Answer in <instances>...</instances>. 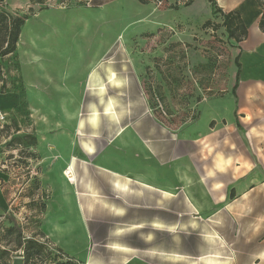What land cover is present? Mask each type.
<instances>
[{"label":"rangeland","instance_id":"rangeland-1","mask_svg":"<svg viewBox=\"0 0 264 264\" xmlns=\"http://www.w3.org/2000/svg\"><path fill=\"white\" fill-rule=\"evenodd\" d=\"M40 1L4 0L12 15L28 16V20L19 39L18 58L14 57L16 93L0 95V122L12 125L15 118L23 130L38 138L47 137V119L51 116L46 114L47 107L60 106L66 100L44 96V76L55 68L50 61L56 60L57 67L67 57L76 62L80 57L92 61L102 55L103 41L108 38L114 43L108 54L114 56L116 69H144L145 97L168 132V144L162 146V159H168L165 164H156L163 169L155 173L153 187L122 177L123 184L111 188L107 174H92L99 201L88 213L91 242L78 256L65 254L75 264H230L237 251L264 249L252 240L259 233L264 237V206H243L238 214L227 207L236 191L264 187V109L256 113L249 110L254 84L264 87V51L249 43L241 50L242 94L247 98L249 115L240 118L239 124L226 117L209 120L208 134L203 135L196 128L200 104L226 107L237 100L230 82L235 52L228 34L217 23L218 13L210 26L198 27L207 35L199 36L195 25H174L166 5L160 8L154 0H146L145 7L139 0H113L102 5L106 8L96 7L90 0ZM260 92L256 90L258 100ZM117 96L125 100L119 93ZM85 98L87 103L103 102L96 95ZM6 139L0 141L5 196L0 200V222L9 225L8 218L15 217L28 237L40 234L41 225L43 231L51 233L53 221L44 213L61 176L53 175L52 161L42 159L50 153L47 139L31 149L35 157L28 159L29 167L16 146L5 145ZM71 171L64 173V178L74 183L73 175H68ZM180 175L181 180L189 175L202 177L201 183L189 185V191L213 193L221 212L218 220L211 219V223L208 217L193 212L180 190ZM35 178L40 179L41 190L34 198L46 203L40 218L24 207L31 199ZM76 226L82 235V225ZM22 255L21 250L14 251L0 264H13Z\"/></svg>","mask_w":264,"mask_h":264},{"label":"crops","instance_id":"crops-1","mask_svg":"<svg viewBox=\"0 0 264 264\" xmlns=\"http://www.w3.org/2000/svg\"><path fill=\"white\" fill-rule=\"evenodd\" d=\"M215 1L223 13L238 12L244 19L249 34L247 39L239 44L230 40L232 50L235 52L234 61L241 54L244 43H249L258 51H264V32L260 29L264 8L259 1ZM154 4L159 7L166 5L168 11L166 14L175 20L174 25L178 23L190 27L195 25L199 36L207 35L204 31L199 32L198 27L201 29L210 20L215 21L212 4L208 0H162L161 5L156 1ZM139 5L145 7L147 4L139 3ZM104 7L108 6H102ZM159 7L158 11L161 8ZM219 16L217 23L222 24L224 18L220 14ZM221 28L226 32L223 27ZM192 34L194 35V32ZM107 39L103 41L105 48L101 52L102 55L92 61L86 60L85 62L80 57L76 62L73 58L67 57L63 65L57 67L55 66L56 60H51L55 68L51 69L49 76H44V84H42L46 93L45 97H61L66 100L60 106L49 105L47 107L46 114H51V119H47L49 120L46 129L47 137L38 138L37 148L43 145L42 140L45 137L50 152L48 156H42V159L46 157L47 161H52L53 175L61 176V184L52 188L51 201L44 213L45 218L50 216L49 221H53V229L51 233L45 232L41 225L39 231L44 232L55 247L61 248L71 257L85 252L92 239L90 228L87 227L88 222L91 221L88 213L92 211L91 206L98 205L99 201L94 195L97 188L96 183L91 179L92 176L100 173L107 174L111 178L107 182L111 188L119 182L122 183V177H128L137 185L151 187L155 173L163 169L156 164L159 162L165 164L168 159L167 157L162 159V146L166 148L168 144V132L166 126L152 112L150 102L145 97L143 84H145L146 73L144 69L133 67L134 70L129 72L116 69L114 56L108 54L114 43L113 40ZM104 51L105 54H103ZM237 72L238 68L235 66L230 80L233 86L232 94L237 84ZM242 76L243 66L237 90L235 95L233 94L237 98L236 103L228 104L226 107H218L210 102L200 104L197 131L203 135L208 134L206 125L209 120L226 117L240 123V118L249 115L246 110L247 98L242 94L244 87ZM110 77L113 79L110 80ZM254 85V99L250 100L253 102L249 103V110L256 113L258 109H264V87H262L263 84L259 88L256 84ZM29 89L31 93V88ZM258 89L261 91L260 100L256 94ZM118 93L120 97H125L124 101L118 100ZM88 94L98 96L103 99V102L100 104L87 103L85 95ZM32 110L36 113L38 108ZM56 114L62 115L59 117ZM65 168L72 170L74 183L65 180ZM181 175L179 176L180 190L184 191L186 199L190 201L193 212L198 216L208 217L211 223L214 222L213 220H218L221 212L217 205V197L213 193L191 190L192 184L201 183L202 177L196 178L189 175L181 180ZM190 184L191 191H189ZM4 197V191L0 186V200ZM256 198L259 199L256 201ZM55 203L58 204L53 209ZM257 203L264 206V187L263 189H249L246 192L236 191V196L231 199L227 207L238 214L239 208ZM78 223L83 227L82 235H79L76 226ZM260 235L261 233L252 237V240L258 246H263L264 237ZM250 240L246 242L249 243ZM236 253L231 257L230 264H264L263 247H256L245 253L239 251Z\"/></svg>","mask_w":264,"mask_h":264},{"label":"trees","instance_id":"trees-1","mask_svg":"<svg viewBox=\"0 0 264 264\" xmlns=\"http://www.w3.org/2000/svg\"><path fill=\"white\" fill-rule=\"evenodd\" d=\"M90 1L91 4L96 7L113 2V0ZM258 1L264 8V0ZM43 2L44 0L40 1V3ZM139 2L143 5L147 3L146 0H139ZM208 2L212 4L213 14L219 13L222 18H224L223 23L219 26L225 29L229 40H234L239 44L247 39L249 34L244 19L241 18L238 12L230 11L223 13L215 0H208ZM27 20L28 16L12 15L9 10L6 9L4 0H0V95L16 93L14 57L18 58L16 56L19 39ZM212 23L213 21L210 20V22L206 24V27L210 26ZM260 29L264 32V12L260 21ZM240 59L241 54H239L234 61L235 66L238 68L236 74L237 84L233 89L234 95L242 72ZM237 123L239 124L238 121ZM0 127V141H2L3 137H6L7 141L5 145L10 147L16 146L21 156L24 157V165L29 167L27 161L29 158L35 157V154L31 153V149L37 147L38 137L32 132L23 130L22 126L15 118L12 120V125H4L0 122ZM12 130L13 133H10ZM33 185V192L29 194L31 199L24 204V207L28 211H31L35 217L40 218L44 210H46L45 201H41L42 198L40 201L34 198V193H39L41 190L40 179L35 178ZM8 221L10 222L8 226L0 222V261L9 258L12 252L21 250L24 264H75L74 259L67 256L68 254L66 255L61 248L55 247L42 231L41 233L43 234L35 232V235L28 237L24 233V228L20 225L21 223H19L15 217H9ZM12 244L13 247L10 249ZM64 257L66 258L65 260H63Z\"/></svg>","mask_w":264,"mask_h":264},{"label":"water","instance_id":"water-1","mask_svg":"<svg viewBox=\"0 0 264 264\" xmlns=\"http://www.w3.org/2000/svg\"><path fill=\"white\" fill-rule=\"evenodd\" d=\"M13 264H24V260L22 257H16L13 261Z\"/></svg>","mask_w":264,"mask_h":264},{"label":"built area","instance_id":"built-area-1","mask_svg":"<svg viewBox=\"0 0 264 264\" xmlns=\"http://www.w3.org/2000/svg\"><path fill=\"white\" fill-rule=\"evenodd\" d=\"M154 1H156L159 5H161V3H162V0H161V1L154 0ZM68 171H70V169H68L66 172H68ZM66 172H65V173H66ZM70 174L73 175L72 172H70L68 175H70ZM68 175H67V176H68ZM68 178H70V177H68ZM29 237H31V236H29Z\"/></svg>","mask_w":264,"mask_h":264},{"label":"bare ground","instance_id":"bare-ground-1","mask_svg":"<svg viewBox=\"0 0 264 264\" xmlns=\"http://www.w3.org/2000/svg\"><path fill=\"white\" fill-rule=\"evenodd\" d=\"M113 76H114V75H113ZM115 76H116V75H115ZM111 79H113V77H112V78L110 77V80H111ZM110 109H111V108H110ZM108 110H109V109H108ZM108 110H107V112H108ZM109 113H110V112H109ZM113 113H114V112H113Z\"/></svg>","mask_w":264,"mask_h":264}]
</instances>
